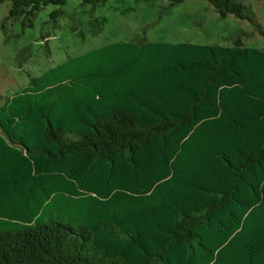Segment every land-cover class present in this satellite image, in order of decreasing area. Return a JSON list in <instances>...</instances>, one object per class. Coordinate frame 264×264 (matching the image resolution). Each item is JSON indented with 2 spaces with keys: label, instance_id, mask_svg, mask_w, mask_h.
Segmentation results:
<instances>
[{
  "label": "trees",
  "instance_id": "1",
  "mask_svg": "<svg viewBox=\"0 0 264 264\" xmlns=\"http://www.w3.org/2000/svg\"><path fill=\"white\" fill-rule=\"evenodd\" d=\"M68 1L0 9L32 28L49 5L57 23ZM106 1L82 0L92 35ZM208 2L264 36L245 0ZM242 35L151 42L144 29L6 99L0 264H264V50Z\"/></svg>",
  "mask_w": 264,
  "mask_h": 264
},
{
  "label": "rangeland",
  "instance_id": "2",
  "mask_svg": "<svg viewBox=\"0 0 264 264\" xmlns=\"http://www.w3.org/2000/svg\"><path fill=\"white\" fill-rule=\"evenodd\" d=\"M264 25V0H245ZM164 0H107L95 15L105 20L100 35H92L91 6L69 0L63 14L53 22L57 6L43 8L34 27L9 19L10 4L0 9V106L29 86L31 78L75 56L118 42H130L146 30L151 42L231 45L243 34V42L264 50V36L249 22L233 15L220 18L208 0H186L167 9ZM245 34V35H244ZM24 55V56H23Z\"/></svg>",
  "mask_w": 264,
  "mask_h": 264
}]
</instances>
